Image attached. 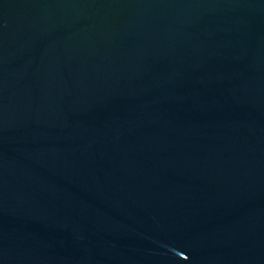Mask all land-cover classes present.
<instances>
[{
    "label": "water",
    "instance_id": "95a60500",
    "mask_svg": "<svg viewBox=\"0 0 264 264\" xmlns=\"http://www.w3.org/2000/svg\"><path fill=\"white\" fill-rule=\"evenodd\" d=\"M0 264H264V0H0Z\"/></svg>",
    "mask_w": 264,
    "mask_h": 264
}]
</instances>
